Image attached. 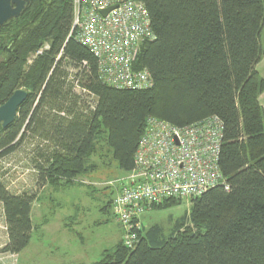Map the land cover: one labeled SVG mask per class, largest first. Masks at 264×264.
Masks as SVG:
<instances>
[{
    "label": "trees",
    "instance_id": "16d2710c",
    "mask_svg": "<svg viewBox=\"0 0 264 264\" xmlns=\"http://www.w3.org/2000/svg\"><path fill=\"white\" fill-rule=\"evenodd\" d=\"M137 1L153 34L134 63L150 75L146 90L101 81L95 57L74 38L73 0H30L18 18L0 26V106L19 89L28 93L14 122L0 126V160L29 134L36 173L32 193L12 195L0 183L8 238L2 252L18 255L28 246L32 205L44 187L65 189L97 168L90 160L102 137L126 174L148 116L176 127L216 116L227 189L191 199L188 216L168 237L142 228L133 249L121 239L92 264H264V79L256 70L264 56V0ZM69 70L95 97L94 110L73 91ZM105 208L111 211V200Z\"/></svg>",
    "mask_w": 264,
    "mask_h": 264
},
{
    "label": "built area",
    "instance_id": "2783aa9c",
    "mask_svg": "<svg viewBox=\"0 0 264 264\" xmlns=\"http://www.w3.org/2000/svg\"><path fill=\"white\" fill-rule=\"evenodd\" d=\"M72 6L74 38L95 57L101 81L116 89H149L148 71L134 69L141 45L153 40L144 4L137 0H73ZM112 7L116 8L102 15ZM68 73L75 94L94 110L95 97L71 77L76 71ZM222 132L216 116L185 127L147 117L133 169L119 179L111 199V212L126 248L138 244L140 216L153 205L170 199L191 200L217 186L227 189L218 165Z\"/></svg>",
    "mask_w": 264,
    "mask_h": 264
},
{
    "label": "rangeland",
    "instance_id": "374dc122",
    "mask_svg": "<svg viewBox=\"0 0 264 264\" xmlns=\"http://www.w3.org/2000/svg\"><path fill=\"white\" fill-rule=\"evenodd\" d=\"M34 141L28 134L14 154L0 160V183L12 195L36 190V173L30 163ZM90 163L97 170L78 177L74 185L61 188L55 195L52 187L43 191L42 200L33 205L32 221L38 228L18 255L2 252L6 237L2 236L4 213L0 203V264H92L121 241L120 225L105 205L125 174L118 169L105 137L98 142ZM189 201L183 199L172 208L143 212L141 227L157 228L160 235L168 237L183 216H188Z\"/></svg>",
    "mask_w": 264,
    "mask_h": 264
},
{
    "label": "water",
    "instance_id": "95a60500",
    "mask_svg": "<svg viewBox=\"0 0 264 264\" xmlns=\"http://www.w3.org/2000/svg\"><path fill=\"white\" fill-rule=\"evenodd\" d=\"M30 0H0V26L9 22L12 19L18 18L29 4ZM116 7L109 8L102 12V15H107ZM28 93L19 89L15 91L9 99L0 106V126L2 129L11 125L16 116L21 104L27 99Z\"/></svg>",
    "mask_w": 264,
    "mask_h": 264
},
{
    "label": "crops",
    "instance_id": "0c3cea01",
    "mask_svg": "<svg viewBox=\"0 0 264 264\" xmlns=\"http://www.w3.org/2000/svg\"><path fill=\"white\" fill-rule=\"evenodd\" d=\"M264 27H263V31H262V35H261V42H262V45H263V41L262 40H264ZM256 70H257V72L259 73V75L261 76V78H263L264 79V56H263V58L261 59V61L257 64V66H256ZM259 101H260V104H261V106L263 107V109H264V93L259 97ZM97 170V169H96ZM95 170V171H96ZM91 173H93V172H91ZM49 187L48 186H46V187H44L42 190H41V192L39 193V195H38V198L36 199V201L33 203V205L35 204V203H37V202H40L42 199V194H43V191L44 190H46V189H48ZM68 188V187H67ZM52 191H54L55 193H54V195L55 194H57L58 192H60L61 190H63V189H60V190H53V189H51ZM93 190V189H92ZM52 197L53 196H50L49 197V200L51 201V203L53 202V200H52ZM112 199V198H111ZM33 205H32V209H31V220H32V217H33ZM4 220V219H3ZM32 223H33V221H32ZM2 230H3V234L4 235H2V236H5L6 237V239H5V243L3 244V246L1 247V249L7 244V242H8V238H7V229H6V224H5V220L3 221V223H2ZM45 225H47V222L45 223ZM33 227H34V230H36L38 227L37 226H35L34 224H33ZM44 227V226H43ZM42 227V228H43ZM122 239V233H121V238L119 239V240H121ZM82 240H83V238H82Z\"/></svg>",
    "mask_w": 264,
    "mask_h": 264
},
{
    "label": "bare ground",
    "instance_id": "6f19581e",
    "mask_svg": "<svg viewBox=\"0 0 264 264\" xmlns=\"http://www.w3.org/2000/svg\"><path fill=\"white\" fill-rule=\"evenodd\" d=\"M71 84V83H70ZM219 165V164H218ZM139 232V231H138Z\"/></svg>",
    "mask_w": 264,
    "mask_h": 264
}]
</instances>
